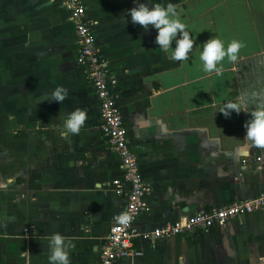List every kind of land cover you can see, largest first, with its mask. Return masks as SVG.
<instances>
[{
  "label": "crops",
  "instance_id": "1",
  "mask_svg": "<svg viewBox=\"0 0 264 264\" xmlns=\"http://www.w3.org/2000/svg\"><path fill=\"white\" fill-rule=\"evenodd\" d=\"M65 1L0 0L2 108L7 95L14 98L10 133L0 132V184H7L0 188V264H48L54 233L72 243L71 264H95L128 201L114 186L120 179L130 189L101 132L100 102L78 60ZM82 1L86 18L97 21L96 44L118 79L129 143L151 185L137 230L258 196L264 168L253 160L264 149L245 139L250 114L216 111L245 92H264V0H146L177 6L195 41L183 62L158 47L157 30L131 23L126 10L134 0ZM213 37L225 48L242 45L235 61L219 62L220 75L205 73L199 59ZM57 87L67 90L63 103L42 101ZM74 110L85 123L62 139L58 131ZM136 244L133 264H264V207L207 233Z\"/></svg>",
  "mask_w": 264,
  "mask_h": 264
},
{
  "label": "built area",
  "instance_id": "2",
  "mask_svg": "<svg viewBox=\"0 0 264 264\" xmlns=\"http://www.w3.org/2000/svg\"><path fill=\"white\" fill-rule=\"evenodd\" d=\"M65 2L76 28L79 43L78 60L100 102L101 132L118 153L124 168L125 181L130 184V189L125 190L120 179L114 181L117 193L126 194L128 201L125 208L115 214L114 223L101 245L95 264H115L117 261L133 264V257L141 253L136 238H151L157 241L176 235L207 233L213 228L225 226L239 215L253 213L263 208L264 190L254 198L238 200L186 216L150 232L137 230L135 222L140 214L147 210L146 197L151 192V185L145 182L137 156L129 143L127 128L117 103L120 97L117 90L118 79L110 72L107 60L96 44L94 27L97 21L86 18V7L82 0ZM253 161L264 168L263 154L256 155ZM121 217L125 219L122 220Z\"/></svg>",
  "mask_w": 264,
  "mask_h": 264
},
{
  "label": "clouds",
  "instance_id": "3",
  "mask_svg": "<svg viewBox=\"0 0 264 264\" xmlns=\"http://www.w3.org/2000/svg\"><path fill=\"white\" fill-rule=\"evenodd\" d=\"M135 6L126 10V16H130L131 23L140 25L145 31L150 28L157 30L155 43L166 54L170 53V59L176 62H183L189 59V53L194 48L192 34L186 24L182 22L181 15L177 11V6L168 2L166 7L159 3L149 4L146 0H134ZM175 42V47H173ZM202 51L199 59L203 64V71L207 74H221L219 62L225 57L235 61L241 48L238 41H232L225 48L224 42L218 38H211L202 44ZM67 96V90L57 87L52 90L42 100H49L63 103ZM41 101V102H42ZM251 106L252 110L249 111ZM250 114V118L245 122V139L252 147L264 149V92H245L238 101H228L217 108L225 118H229L233 112ZM85 113L82 110L72 111L63 119L62 127L58 134L62 139H69L78 135L85 123ZM7 184H0V188H6ZM121 219H125L121 217ZM49 256L48 264H71L69 250L72 243L61 234H52L47 241Z\"/></svg>",
  "mask_w": 264,
  "mask_h": 264
},
{
  "label": "rangeland",
  "instance_id": "4",
  "mask_svg": "<svg viewBox=\"0 0 264 264\" xmlns=\"http://www.w3.org/2000/svg\"><path fill=\"white\" fill-rule=\"evenodd\" d=\"M4 95V94H3ZM1 97V96H0ZM5 98V96H3ZM2 98V99H4ZM14 99L12 96H6L4 102L5 108L3 109L1 106V98H0V132L3 130L4 132L10 133L11 127L9 126V124L6 123V118L11 116V108L9 107V105L11 104V100ZM8 105V107L6 106ZM9 108V109H8Z\"/></svg>",
  "mask_w": 264,
  "mask_h": 264
}]
</instances>
